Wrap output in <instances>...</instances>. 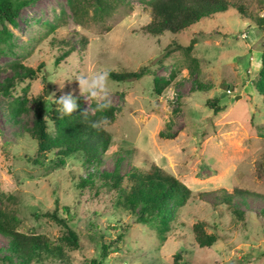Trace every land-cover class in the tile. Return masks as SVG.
Masks as SVG:
<instances>
[{
  "label": "rangeland",
  "instance_id": "374dc122",
  "mask_svg": "<svg viewBox=\"0 0 264 264\" xmlns=\"http://www.w3.org/2000/svg\"><path fill=\"white\" fill-rule=\"evenodd\" d=\"M248 1L250 9L264 16V1ZM150 21L149 0H123L110 17L85 25L76 22L67 0H37L8 25L13 37L0 45V82L19 71L18 63L42 68L37 77L18 81L10 94L0 92V193L14 196L0 204L17 209L20 231L63 243L65 225L45 215L58 211L81 243L79 249L65 245L66 258L35 264H89L101 251L90 235L93 223L105 231L109 245L102 264H264V201L257 195L264 194V99L255 89L264 29L233 9L177 33H146L142 28ZM192 38L197 41L191 51L195 60L184 49ZM172 40L182 46L170 50ZM143 66L149 71L140 78L110 75ZM95 71L108 72L110 106L115 108L106 127L112 142L103 168H114L119 147L132 148L130 157L120 156L122 172L132 162L141 166L154 161L196 195L175 209L167 229L160 222L138 223L128 212L113 211L106 206L107 195L100 200L82 191L77 183V176L86 172L81 154L64 156L62 162L63 155L54 149L42 163L31 159L37 141L27 128L36 121V98L44 96L53 130L54 94L58 98L72 92L85 110L88 103L73 77ZM156 78L169 83L162 95L155 91ZM64 80L60 89L58 82ZM211 98H218L223 109L215 112L208 105ZM18 99L25 102L24 110L15 115L11 108ZM89 107L92 114L106 111L93 112L94 101ZM236 187L255 193L248 206L239 203L245 218L223 204L217 210L211 204L217 190ZM200 193L205 194L197 197ZM202 220L210 224L208 233L220 235L209 248L193 242L192 227ZM122 223L124 239L115 243ZM7 244L0 233V247Z\"/></svg>",
  "mask_w": 264,
  "mask_h": 264
},
{
  "label": "trees",
  "instance_id": "16d2710c",
  "mask_svg": "<svg viewBox=\"0 0 264 264\" xmlns=\"http://www.w3.org/2000/svg\"><path fill=\"white\" fill-rule=\"evenodd\" d=\"M37 0H0V45L8 44L13 34L9 29V24H15L21 11ZM123 0H67L68 6L76 22L85 25L89 20H104L110 17ZM261 3L264 0H258ZM151 7V21L143 26L142 30L152 35H160L165 31L177 33L200 22L201 19L213 16L217 13H224L229 9L235 10L243 19H249L264 29V16H259L248 0H149ZM264 9V6H261ZM93 12V14H92ZM65 13L62 19H65ZM63 23V22H62ZM82 42L86 38L81 39ZM196 38H192L190 43L184 46L186 55L195 60L191 51L196 43ZM177 41L167 46L170 50L173 47L180 48ZM66 51L64 55H67ZM60 59V58H59ZM15 66H17L15 64ZM19 71L15 75L5 78L0 82V92L10 94L12 88L18 81L26 78L33 79L38 76L42 66L34 68L18 63ZM147 66L141 67L138 71H123L118 74L110 75L116 80H127L129 78H140L148 73ZM168 82L161 78L155 79V91L157 94H163ZM203 84H198L199 89H203ZM256 91L264 99V50L261 55V69L259 79L255 84ZM80 105L71 115L59 119V114L55 109L50 112L53 114V130L50 128L48 120H44L46 114V100L44 96L36 98V121L32 127H28V133L37 141L36 156L31 158L35 163H42L43 158L54 149H59L65 157L73 154H81L84 158L85 174L77 176V183L82 191L92 193L95 197L104 200L108 196L106 206L116 212H128L134 215L136 222L153 224L160 222L166 229L170 226L175 209L188 204L193 198H196L194 192L179 178L165 169L161 168L154 161L146 162L145 165H139L135 162L130 163V168L122 172V154L125 158L132 155V148L117 149V159L112 170L103 168L105 156L107 155L112 135L107 129L97 131L90 127V123L101 117H110L114 106H110L104 113L92 114L87 117L82 116L84 108L81 106L82 99L78 100ZM218 98H211L208 105L218 112L223 109L218 104ZM25 102L16 100L11 110L15 115H19L24 110ZM109 119V120H111ZM108 120V121H109ZM65 156V157H64ZM205 193L197 197H203ZM254 192L244 188L236 187L232 191L226 188H220L215 193V201L212 207L217 210L219 205H225L232 210L238 218H245L246 211L239 208V203L249 205V198ZM264 201V194H257ZM0 199H14L13 195L0 193ZM261 214L264 215V208H261ZM65 225L66 232L62 237L63 243H56L43 234H29L20 231L21 218L17 209H10L0 204V233L8 239V244L0 247V264H8L18 259L22 264H35L43 261L45 258L62 259L66 258V246L74 249L81 247L79 234L70 224L59 216L58 211H49L45 214ZM114 215V214H113ZM210 224L205 221H198L192 227L193 242L201 248L213 246L220 235L212 232L208 233L206 227ZM92 229L97 228L98 232L93 233L90 229V235L100 244V254L89 259V264H102L106 257L109 247L105 239L104 232L100 229L99 223L91 224ZM95 226V227H94ZM126 227L122 223L121 231L118 233L117 240L124 239ZM193 245V244H191ZM181 256L177 254L176 259Z\"/></svg>",
  "mask_w": 264,
  "mask_h": 264
},
{
  "label": "clouds",
  "instance_id": "9594fccd",
  "mask_svg": "<svg viewBox=\"0 0 264 264\" xmlns=\"http://www.w3.org/2000/svg\"><path fill=\"white\" fill-rule=\"evenodd\" d=\"M79 89V95L82 96L88 103V108L82 112L83 117H87L90 111L89 101H94L96 107L95 111H104L110 107V87H109V74L106 71H95L90 74H78L73 77ZM73 78L67 79L68 81ZM66 80L58 82L60 89H63ZM54 103L58 105L55 111L59 114V119L65 116H71L79 107L77 97L72 93H65L58 98L54 94ZM47 116L44 120H47ZM109 121L107 117H101L90 123V127L97 131L105 130Z\"/></svg>",
  "mask_w": 264,
  "mask_h": 264
},
{
  "label": "built area",
  "instance_id": "2783aa9c",
  "mask_svg": "<svg viewBox=\"0 0 264 264\" xmlns=\"http://www.w3.org/2000/svg\"><path fill=\"white\" fill-rule=\"evenodd\" d=\"M229 91H231V90H229Z\"/></svg>",
  "mask_w": 264,
  "mask_h": 264
}]
</instances>
